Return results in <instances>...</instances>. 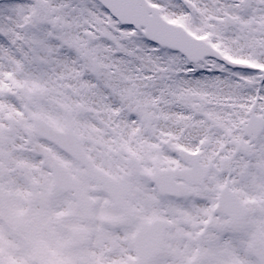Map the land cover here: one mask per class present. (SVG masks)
Masks as SVG:
<instances>
[{
    "label": "snow or ice",
    "instance_id": "snow-or-ice-1",
    "mask_svg": "<svg viewBox=\"0 0 264 264\" xmlns=\"http://www.w3.org/2000/svg\"><path fill=\"white\" fill-rule=\"evenodd\" d=\"M0 264H264V0H0Z\"/></svg>",
    "mask_w": 264,
    "mask_h": 264
}]
</instances>
